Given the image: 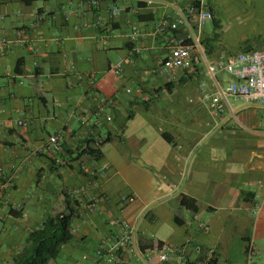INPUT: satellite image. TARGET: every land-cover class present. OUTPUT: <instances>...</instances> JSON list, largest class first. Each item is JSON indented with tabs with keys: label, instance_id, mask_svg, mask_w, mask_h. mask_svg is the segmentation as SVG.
<instances>
[{
	"label": "crops",
	"instance_id": "1",
	"mask_svg": "<svg viewBox=\"0 0 264 264\" xmlns=\"http://www.w3.org/2000/svg\"><path fill=\"white\" fill-rule=\"evenodd\" d=\"M223 1L210 0L214 18ZM238 1L264 10V0ZM176 16L140 0H0V264H16L33 232L70 212L73 239L49 264L94 261L123 220L135 232L122 264L263 256L264 105L228 98L218 115L209 109L204 94L235 81L208 71L236 53L223 31H204L206 60L163 69L170 50L156 24ZM97 96L115 101L99 106ZM165 245L175 249L168 263L159 262Z\"/></svg>",
	"mask_w": 264,
	"mask_h": 264
},
{
	"label": "built area",
	"instance_id": "2",
	"mask_svg": "<svg viewBox=\"0 0 264 264\" xmlns=\"http://www.w3.org/2000/svg\"><path fill=\"white\" fill-rule=\"evenodd\" d=\"M147 7L161 4L172 7L177 13L175 18L164 17L156 24V33L167 39V46L170 53L166 60L162 62L163 69L168 74H173L178 70L191 68L197 57L206 60V51L204 49V31L207 22L214 20V14L211 9L210 0H140ZM96 4V3H95ZM120 9L115 7L111 15L116 17L120 15ZM34 27V25H33ZM137 31V30H136ZM209 74L216 79L219 73H225L233 77L235 81L229 83L225 88L219 86L218 93L210 96L204 94L209 101V109L215 115L223 112L225 109L224 101L228 98L243 100L247 103L259 102L264 105V48L243 50L236 54H231L221 58L215 64L208 65ZM120 73V70H115ZM99 106L112 105L114 98L97 96ZM19 126H26L24 121H18ZM49 144L52 150H59L61 145V136L52 135L49 138ZM104 170L106 168L104 167ZM3 168L0 166V173ZM135 196L126 194L122 196V201L132 202ZM261 206L254 211L258 216ZM200 230L209 231V226L196 216ZM123 235L110 246H101L96 252V259L86 264H122L123 258L121 251L128 244H131L135 232L134 226L128 222H122ZM175 249L172 246L165 245L159 252L161 262H170V256L174 254ZM212 254V253H211ZM183 256H179V264L183 263ZM213 260L209 258V263Z\"/></svg>",
	"mask_w": 264,
	"mask_h": 264
},
{
	"label": "rangeland",
	"instance_id": "3",
	"mask_svg": "<svg viewBox=\"0 0 264 264\" xmlns=\"http://www.w3.org/2000/svg\"><path fill=\"white\" fill-rule=\"evenodd\" d=\"M225 1V2H224ZM223 8L218 11L216 21L220 28L217 30L215 22L209 21L205 25V32L213 35L216 31L222 33L225 43L231 46L227 49L232 52H241L245 48L264 46V10L256 4H249L248 10L239 1L224 0ZM229 44V45H230ZM235 53V54H236ZM228 77L225 87L228 85ZM223 81V80H222ZM248 264H264L263 256H257L255 252L248 255Z\"/></svg>",
	"mask_w": 264,
	"mask_h": 264
},
{
	"label": "trees",
	"instance_id": "4",
	"mask_svg": "<svg viewBox=\"0 0 264 264\" xmlns=\"http://www.w3.org/2000/svg\"><path fill=\"white\" fill-rule=\"evenodd\" d=\"M216 29L220 28L219 23L214 18ZM218 34L215 35V38ZM261 48H264L262 46ZM261 48H245L244 50L261 49ZM111 142L108 137L102 142H96L97 148H90L89 154L94 158H100V150ZM72 212L60 214L54 218H48L42 230L33 232L30 236L31 248L22 252L17 259L16 264H49V262L58 257L63 245L69 243L73 239L70 229V220ZM159 262L161 259L159 258Z\"/></svg>",
	"mask_w": 264,
	"mask_h": 264
}]
</instances>
